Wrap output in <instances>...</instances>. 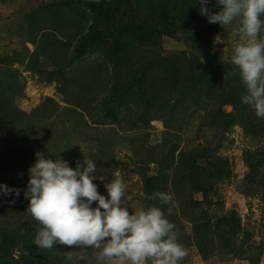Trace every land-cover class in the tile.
<instances>
[{
    "label": "rangeland",
    "instance_id": "rangeland-1",
    "mask_svg": "<svg viewBox=\"0 0 264 264\" xmlns=\"http://www.w3.org/2000/svg\"><path fill=\"white\" fill-rule=\"evenodd\" d=\"M88 1L0 0V185L21 190L0 189V264H96L95 249L35 245L24 191L37 151L93 160L106 197L119 170L136 206L176 225L181 264H264V119L231 61L239 21L209 23L199 0ZM178 53L201 59L193 76L163 59ZM212 107L224 123L208 122ZM156 192L174 195L170 216Z\"/></svg>",
    "mask_w": 264,
    "mask_h": 264
},
{
    "label": "clouds",
    "instance_id": "clouds-1",
    "mask_svg": "<svg viewBox=\"0 0 264 264\" xmlns=\"http://www.w3.org/2000/svg\"><path fill=\"white\" fill-rule=\"evenodd\" d=\"M208 2L199 0L200 13L209 23L224 28L239 21L241 42L234 45L231 61L247 89L242 102L264 119V0H216L218 12H211L206 7ZM35 155L24 197L30 201L27 212L39 224L35 236L39 248L53 249L54 244H60L95 249L96 264H181L188 256V250L178 242L176 225L161 207L136 206L119 170L105 184L106 197L94 183L97 175L93 160L84 157L83 164L78 161L72 168L60 157L53 160L40 151ZM0 189L6 196L15 193L18 198L21 193L19 188L7 185H0ZM147 199L171 205L167 215L172 214L173 194L156 192ZM93 202H98L96 207ZM84 258L82 253L80 259ZM67 259H73L71 252Z\"/></svg>",
    "mask_w": 264,
    "mask_h": 264
},
{
    "label": "trees",
    "instance_id": "trees-1",
    "mask_svg": "<svg viewBox=\"0 0 264 264\" xmlns=\"http://www.w3.org/2000/svg\"><path fill=\"white\" fill-rule=\"evenodd\" d=\"M57 4H60V3L58 2ZM85 4L90 9H94L96 7H99V6H101L102 8H104V7H108L109 8L110 6H112L114 4V2H110V1L105 2L104 0H100L99 2L88 1ZM49 6H50V4H48V3L44 4L41 7V9L42 8H47ZM108 8H106V9H108ZM109 9H113V8H109ZM144 28H146L145 31L153 29L152 25L151 26H145ZM163 59L164 60H170V62H175V63L179 64V66H181L183 63H187L190 66V73H189L190 76H193L194 72L199 70L198 65L200 64L199 61L201 60V59L198 58L199 61H197V58H195L194 56H190V54L185 55L184 53H178V54L173 55L172 57H168V56L167 57H163ZM194 59L196 60V63L193 62ZM177 67H178V65H177ZM178 68L182 72V70H183L182 67H178ZM200 70L201 71H199V73H205V72L209 71V68L205 67L204 69H200ZM181 75L185 76L184 73H182ZM193 96H195V95H193ZM193 96L190 95V98L193 97ZM195 97H196L195 99L192 98V103L193 104H196V103L198 104L199 102H201L200 100H198V96H195ZM174 106L175 105H173V107ZM176 110H178V109L175 108V109H173L172 112H177ZM208 112H209V118H208V122L209 123L219 124V123H224L225 122V118H226L225 115L221 114V112H219L215 107L209 108ZM179 113H180V115H179L178 118H173V119H175L174 122H177V123L179 122L180 123V122H183V121L189 119V117L185 119V117L187 116V111H181ZM199 149H204V148H202V147L201 148H197V150H199Z\"/></svg>",
    "mask_w": 264,
    "mask_h": 264
}]
</instances>
